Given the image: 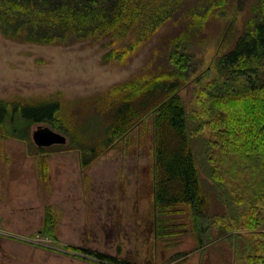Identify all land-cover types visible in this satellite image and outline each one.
I'll return each mask as SVG.
<instances>
[{
    "label": "trees",
    "instance_id": "trees-1",
    "mask_svg": "<svg viewBox=\"0 0 264 264\" xmlns=\"http://www.w3.org/2000/svg\"><path fill=\"white\" fill-rule=\"evenodd\" d=\"M231 6L248 15L241 29L231 23L223 38L231 44L217 53V72L188 111L179 94L196 67L187 49L211 40ZM165 27L139 72L92 98V125L76 128L59 100H0L1 132L35 153L78 150L85 167L152 115L159 213L187 206L198 247L222 238L235 264H264V0H0L3 37L40 45L100 43L104 62L126 63ZM40 122L67 134L68 142L35 145L30 130ZM199 153L214 185L201 176Z\"/></svg>",
    "mask_w": 264,
    "mask_h": 264
},
{
    "label": "rangeland",
    "instance_id": "rangeland-1",
    "mask_svg": "<svg viewBox=\"0 0 264 264\" xmlns=\"http://www.w3.org/2000/svg\"><path fill=\"white\" fill-rule=\"evenodd\" d=\"M246 12L227 8L217 34L188 47L196 67L179 91L188 111L195 107L196 92L217 72V53L231 44L223 42L231 23L241 29ZM169 29L161 30L126 63L104 62L100 43L40 45L16 42L0 33V100H59L63 116L76 128L83 127V122L92 125V98L139 72ZM151 124L152 115H148L85 167L80 165L78 150L35 153L31 149L33 153L26 142L4 135L0 128V179L42 191L35 202L40 206L29 209V217L23 221L29 232L0 226V235L24 244L0 243V264H235L225 239L198 247L187 206L162 214L157 210L150 185L154 161ZM46 127L68 142L67 134L47 122L33 124L31 136ZM204 133L210 135L206 129ZM42 155L44 160L40 158L37 164ZM198 161L201 176L214 185L200 153ZM211 204L215 211V198ZM212 231L217 235V227ZM22 248L27 250L22 252ZM15 251L20 254L13 255Z\"/></svg>",
    "mask_w": 264,
    "mask_h": 264
},
{
    "label": "crops",
    "instance_id": "crops-1",
    "mask_svg": "<svg viewBox=\"0 0 264 264\" xmlns=\"http://www.w3.org/2000/svg\"><path fill=\"white\" fill-rule=\"evenodd\" d=\"M44 156L45 155H42V157L40 156L37 157L38 158L37 164L41 163L40 161H38L40 158L44 160ZM153 163L154 161L152 162V164ZM150 177H151L150 185L152 188L151 189L152 197L154 199V193H153L154 180L152 177V172ZM132 180L135 183V179L132 178ZM104 181L105 183H107L108 180L104 179ZM9 183L10 184H8L7 182L4 183V181L0 179V226L2 227L4 226V228H11L20 232H29V230H27L23 226V221L24 219H27L29 217V212H28L29 209L38 208V206H40L39 203H35V202L41 199L42 191H39L36 188L34 189L31 188L29 184L22 183L18 186L17 181L15 182L14 180H10ZM104 186H106V184H104ZM19 209L21 211H19ZM25 221L27 222V220ZM14 222L19 224L18 225L14 224ZM0 241H1L0 243H5L6 245H10V246L15 245V243L19 244L20 246L24 245L22 243L16 242L2 235H0ZM21 250L23 252V250H27V248L25 249L22 248ZM17 253L19 252L15 251L13 255H16Z\"/></svg>",
    "mask_w": 264,
    "mask_h": 264
},
{
    "label": "water",
    "instance_id": "water-1",
    "mask_svg": "<svg viewBox=\"0 0 264 264\" xmlns=\"http://www.w3.org/2000/svg\"><path fill=\"white\" fill-rule=\"evenodd\" d=\"M33 138L40 146H50L57 143H65L66 139L63 135L52 131L50 128H42L40 131H34Z\"/></svg>",
    "mask_w": 264,
    "mask_h": 264
}]
</instances>
